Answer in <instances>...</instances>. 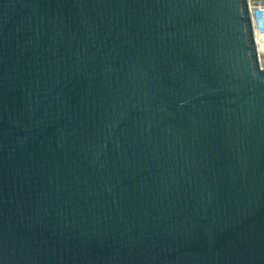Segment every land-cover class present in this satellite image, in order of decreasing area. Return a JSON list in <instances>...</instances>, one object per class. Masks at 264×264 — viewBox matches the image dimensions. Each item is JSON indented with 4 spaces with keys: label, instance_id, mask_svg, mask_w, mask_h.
Wrapping results in <instances>:
<instances>
[{
    "label": "water",
    "instance_id": "water-1",
    "mask_svg": "<svg viewBox=\"0 0 264 264\" xmlns=\"http://www.w3.org/2000/svg\"><path fill=\"white\" fill-rule=\"evenodd\" d=\"M0 264H264L247 0H0Z\"/></svg>",
    "mask_w": 264,
    "mask_h": 264
},
{
    "label": "built area",
    "instance_id": "built-area-1",
    "mask_svg": "<svg viewBox=\"0 0 264 264\" xmlns=\"http://www.w3.org/2000/svg\"><path fill=\"white\" fill-rule=\"evenodd\" d=\"M247 1L252 34L259 60L260 55H264V0Z\"/></svg>",
    "mask_w": 264,
    "mask_h": 264
},
{
    "label": "rangeland",
    "instance_id": "rangeland-1",
    "mask_svg": "<svg viewBox=\"0 0 264 264\" xmlns=\"http://www.w3.org/2000/svg\"><path fill=\"white\" fill-rule=\"evenodd\" d=\"M250 1H258V0H250ZM259 64L262 68H264V55L263 54L260 55Z\"/></svg>",
    "mask_w": 264,
    "mask_h": 264
}]
</instances>
